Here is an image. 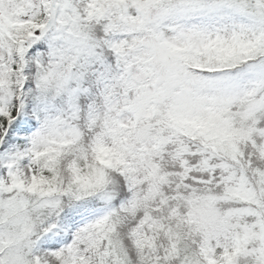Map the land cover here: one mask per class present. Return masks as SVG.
<instances>
[{
	"label": "snow or ice",
	"instance_id": "6c2138e0",
	"mask_svg": "<svg viewBox=\"0 0 264 264\" xmlns=\"http://www.w3.org/2000/svg\"><path fill=\"white\" fill-rule=\"evenodd\" d=\"M0 264H264V0H0Z\"/></svg>",
	"mask_w": 264,
	"mask_h": 264
}]
</instances>
